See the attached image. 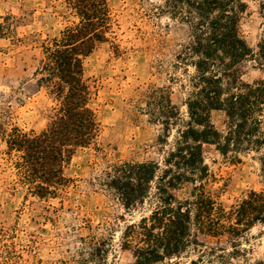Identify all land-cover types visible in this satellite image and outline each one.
Returning <instances> with one entry per match:
<instances>
[{
	"label": "rangeland",
	"instance_id": "374dc122",
	"mask_svg": "<svg viewBox=\"0 0 264 264\" xmlns=\"http://www.w3.org/2000/svg\"><path fill=\"white\" fill-rule=\"evenodd\" d=\"M243 1L247 8L240 18V34L257 53L264 0ZM108 6L109 41L97 45L83 60V78L99 135L88 147L77 149L66 164L64 173L71 181L65 190L56 198L40 199L19 183L15 168L19 153H10L3 136L13 127L27 133L47 127L56 102L38 85L36 71L44 45L78 19L65 0H0V264L134 263L132 253L122 248V231L148 215L153 204L126 209L119 197L100 185V177L108 167L122 162H156L164 168L178 130L189 120L185 100L194 70L177 60L189 28L165 13L164 0H108ZM237 68L246 83L264 77L253 59ZM153 87L167 88L180 112L164 144L159 142L163 126L150 120L143 100ZM211 122L223 130L226 117L213 111ZM262 156L264 147L240 153L235 160L213 145H203L210 173L208 189L226 210L251 191L264 192ZM191 190L192 185L185 183L172 192L183 200ZM155 191L153 183L151 195ZM200 240L209 247L230 248L225 239ZM240 243L246 251L227 264H264V226L253 227ZM195 259L197 252L189 251L165 264H188Z\"/></svg>",
	"mask_w": 264,
	"mask_h": 264
},
{
	"label": "trees",
	"instance_id": "16d2710c",
	"mask_svg": "<svg viewBox=\"0 0 264 264\" xmlns=\"http://www.w3.org/2000/svg\"><path fill=\"white\" fill-rule=\"evenodd\" d=\"M164 2L165 13L189 28L188 41L177 55L178 62L194 70L185 100L189 120L178 130L164 168L156 162L118 163L103 172L100 185L119 197L128 210L153 204L148 215L122 231V248L132 253L133 264H165L189 251L197 252V259L188 264H227L246 251L240 243L245 234L256 225L264 226V192L251 191L226 210L208 189L210 173L203 145H213L235 160L240 153L259 152L264 147V77L246 83L237 68L253 59L264 73V25L254 53L240 34V18L247 8L243 0ZM65 3L78 21L44 45L36 71L38 85L56 102L51 120L39 133L13 127L3 136L10 153H19L15 163L19 183L40 199L56 198L65 190L71 181L64 173L66 164L100 132L83 78V60L112 34L108 0ZM114 48L118 52V45ZM143 100L150 120L163 126L159 142L166 143L171 127L180 120L170 92L153 87ZM213 111L224 113L223 130L211 122ZM260 165L264 180V156ZM153 183L156 191L151 195ZM185 183L192 185L190 195L177 199L172 191ZM201 237L225 239L230 248L209 247Z\"/></svg>",
	"mask_w": 264,
	"mask_h": 264
}]
</instances>
